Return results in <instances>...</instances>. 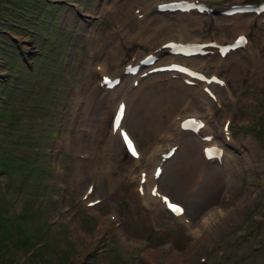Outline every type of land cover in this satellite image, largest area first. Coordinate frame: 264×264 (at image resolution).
Segmentation results:
<instances>
[{
	"label": "rangeland",
	"instance_id": "rangeland-1",
	"mask_svg": "<svg viewBox=\"0 0 264 264\" xmlns=\"http://www.w3.org/2000/svg\"><path fill=\"white\" fill-rule=\"evenodd\" d=\"M167 1L0 0V222L24 228H0V264H264V12H216L262 0H195L212 8L204 13L156 11L157 3ZM124 5L134 9L123 24L113 15L125 14L126 8L119 10ZM190 18L194 23L188 24ZM164 24L172 25L160 28ZM180 25L185 33H179ZM141 28L144 34L150 29V37L137 39ZM238 33L246 34L250 45L223 58L215 51L175 57L224 81L213 89L219 99L207 95L210 105L200 99L195 111H186L189 97H181L165 123L162 119L163 128L173 132V118L201 117L214 135L211 144L224 150L221 161L206 160L203 141L189 134L195 154L183 138L177 144L181 153L162 164L166 172L157 185L185 207L187 225L165 209L157 211L155 203L148 205L137 191L139 171L148 173L151 156L159 157L176 142L164 134L149 135L139 119L149 117L134 104L141 96L126 120L143 153L141 162L125 153L118 138L109 142L116 104L124 100L129 106L137 85L127 74L125 96L110 100L111 90L99 86L102 74L95 65L101 63L114 77L164 40L227 43ZM162 50L154 65L172 57ZM149 68L138 73L143 90L156 96L171 91L177 78L164 72L141 76ZM184 85L197 92V86ZM225 120L230 121L228 139L222 135ZM96 154L99 161L93 159ZM30 161L46 171L39 186L36 175L24 176ZM88 199L99 202L89 206ZM28 203L36 215L21 219ZM221 207L224 216L205 225L206 215ZM228 220L235 223L226 225ZM38 223L36 249L23 248L30 246L22 244L23 235Z\"/></svg>",
	"mask_w": 264,
	"mask_h": 264
},
{
	"label": "bare ground",
	"instance_id": "bare-ground-1",
	"mask_svg": "<svg viewBox=\"0 0 264 264\" xmlns=\"http://www.w3.org/2000/svg\"><path fill=\"white\" fill-rule=\"evenodd\" d=\"M123 7L124 8H126V10H127V12L123 15H121L120 16V14L119 15H113L114 16V21H120V22H122L123 23V21H125L126 20V18H125V16H128L129 17V12H131V13H133V9L132 10H130V8L129 7H127V6H120V12H121V10L123 9ZM118 10V11H119ZM130 10V11H129ZM112 11V10H111ZM190 12V11H189ZM129 14V15H128ZM189 14H191V12L189 13ZM161 17V16H160ZM132 18V17H131ZM134 19V18H133ZM153 19V18H152ZM152 19H150V21L152 20ZM119 22V23H120ZM134 22H136V26H140V21L139 20H134ZM194 23V20L192 19V18H190L189 19V21H188V24H190V23ZM151 23V22H150ZM118 24V23H117ZM124 24V23H123ZM130 24V23H129ZM148 24V23H147ZM172 24H164V25H160V28H166V27H169V26H171ZM178 25V24H177ZM132 26V25H131ZM126 27V26H125ZM130 27V26H129ZM133 27V26H132ZM148 27V26H147ZM187 27V26H186ZM170 28V27H169ZM145 29V28H144ZM143 28H141V29H139V30H137L136 29V31H140L138 34H136L135 33V37L138 39V38H142V39H146V37L145 36H142L143 34H144V30ZM168 29V28H167ZM148 30V31H147ZM146 30V32H145V34L147 33V37H150V29H147ZM179 33H182V32H184L185 30L183 29V25H180L179 26ZM128 31H129V29H128ZM186 32V31H185ZM184 32V33H185ZM188 32V31H187ZM189 33V32H188ZM124 34V33H123ZM144 34V35H145ZM145 37V38H144ZM168 40H170V39H168ZM168 40H164L163 42H161V43H164V42H166V41H168ZM147 41V40H146ZM148 43V42H147ZM160 43V44H161ZM246 46H249L250 45V42L248 41L246 44H245ZM264 48V47H263ZM156 55L158 56V58L160 59V55L163 53V50H162V48H156ZM229 55L231 54V52H229L228 53ZM228 54H227V56H228ZM111 55H113V51L111 52ZM175 57H177V56H172V57H169V59H170V61L169 62H165V63H159L158 65H154V66H152V67H156V66H160V65H165V64H170L171 62H175L174 60H172V58H175ZM114 58V57H113ZM261 58V57H260ZM176 63V62H175ZM260 63V62H259ZM97 65V64H96ZM95 65V66H96ZM260 65V64H259ZM97 70H99L100 71V73H102L103 75H106L105 74V68H104V66L100 63L99 64V67H98V69ZM123 74H125V73H123ZM126 75V74H125ZM124 75V76H125ZM168 75H174V76H176V78H177V80H174V81H171L172 83L169 85L170 87H171V91L168 89V90H164L162 93H161V95L160 96H156V94H155V92H153V90H151V89H147V90H143V86H142V83L140 84V83H138L137 84V87L135 88L136 90H137V94L134 96L135 98H134V100H129V106H128V104L126 105V108H125V111H124V115H123V118H122V120H121V126H123V127H126V120H127V115H128V111H130L129 109H130V107L133 105L132 104V102H134V101H136V100H138L139 99V96H141V99H140V101H138V102H135L134 104H135V106H140V111L141 112H145L144 113V115H148V116H146V117H149L148 118V120L146 121V119L144 120V119H142V116L139 118L140 120H141V122H143V123H145V126L147 127V129H148V132H149V135H156V134H158V133H160L161 135H163L164 134V137H165V139L166 140H170V141H175L176 142V144H178V142H180V140L181 139H183V144H185L186 145V147L187 146H189L190 147V149H194V147H195V145H194V141L192 140V139H188V138H186V136H188L189 134H190V136H194V134L195 133H188V131H185V130H183L182 128H181V126H180V122L183 120V118H184V115H180L181 117H183V118H181V120L179 121V120H177V119H175V118H173V116L171 117V118H173V120H171V123H172V128L174 129V130H172L173 132H169L170 131V128H167V129H165V128H163L164 127V124H163V122H164V118L166 117V115L168 116L169 115V112H170V110H171V107H173V104H178L179 103V101L180 100H182V98L183 97H186V96H188L189 97V104H188V107H186V111H188V110H190V111H195V109H196V103H198L199 102V100L200 99H202V100H204L205 102H203V103H207V104H209L210 105V101L208 100V98H207V95H206V93L204 92V90H203V87H204V83L203 82H200L199 80H196V79H191L192 81H193V84L195 85V86H197V92H195V91H193V88L192 87H185L184 88V84L183 83H178L179 82V80L180 81H185V80H187L188 78L185 76V75H183V74H181V73H178V72H175V71H172V72H169L168 73ZM124 76L123 75H121V80H120V82L116 85V86H114L113 88H112V90H111V92L110 91H107L108 93H109V96H110V100L112 99L113 101L115 100V98L116 97H118L119 95H121L122 97H124L125 96V94L124 93H122V91H123V87H124V84H123V82H124ZM132 77V75H129V77ZM133 79H138V77H137V75L136 76H133ZM178 81V82H177ZM180 84V85H179ZM184 85V86H183ZM99 86H100V84H99ZM178 86H180L181 88H183V89H186L187 90V93L185 92V93H181L180 92V89H179V87ZM102 89L103 90H105V88H104V85H102ZM210 87H213V85H211L210 84ZM217 88V87H216ZM192 92H194V93H192ZM160 93V92H159ZM108 95V94H107ZM182 97V98H181ZM216 98L217 99H219V97L218 96H216ZM185 100H183V102H184ZM206 105V104H205ZM115 106V105H114ZM198 108V107H197ZM208 108H210V107H207V109ZM166 112V113H165ZM212 112V111H211ZM132 113V112H131ZM155 113V114H154ZM137 114H139V113H137ZM154 115H155V117H154ZM162 119H163V122H162ZM103 120V119H102ZM135 120H138V119H135ZM165 123V122H164ZM135 126V125H134ZM138 126V125H137ZM142 126V125H141ZM102 127V126H101ZM127 128V127H126ZM143 128V127H142ZM132 130V129H131ZM143 130V129H142ZM145 130V129H144ZM210 130V129H209ZM127 131H128V133H129V135L130 136H132V138H133V135L131 134V132L127 129ZM209 133L207 132V126H205V127H203L201 130H199L198 131V133H197V135L198 136H200L201 138L202 137H204V136H206V135H208ZM226 135H228V134H226ZM95 136H97V135H95ZM163 137V136H162ZM116 138H118L119 140H120V138H119V135H118V131H114L113 129H112V126L110 127V136L108 137V141L109 142H112L113 141V139H116ZM134 139V138H133ZM168 144V143H167ZM166 144V145H167ZM203 144L206 146H208V145H210V144H208V142H203ZM202 144V145H203ZM173 145H175V144H171L170 142H169V144H168V148L169 147H171V146H173ZM197 145V144H196ZM102 146V145H101ZM100 146V147H101ZM165 146V145H164ZM105 150H107L106 149V146L104 145V147H103ZM135 149H136V152H137V154H138V157L137 158H134L135 159V162L136 163H139V161H140V159L142 158V151L139 149V147H138V145H137V143L135 144ZM188 149V148H187ZM181 151H182V147L181 148H177V150L174 152V154L168 159V160H171V159H173L176 155H178L179 153H181ZM202 151V150H201ZM157 152H160L159 150L157 151ZM165 152H167V149L166 150H162L161 152H160V155H159V157H156V153L155 154H153L152 156H151V158H150V160H151V162H152V167H151V170L148 172V173H146L145 174V180H144V182L141 184V187H142V190H143V192L142 193H139L140 195H139V197L141 196V198L143 199V200H145L146 201V203L149 205V203L150 202H153V204L155 203V209L158 211V210H160V209H165V204H164V202L162 201V196H164L165 195V190H164V188H161V186L158 184V186H156L155 184H157V182H156V177H154V170H155V167L157 166V165H159L158 163H160V161H161V154H163V153H165ZM192 153V155H194L195 154V152H194V150L193 151H191ZM198 152H196V154H197ZM200 154V153H199ZM188 155V154H187ZM110 156V155H109ZM107 157V156H106ZM106 157H104V158H106ZM144 157V156H143ZM196 158H198V157H196ZM93 159H94V161H99L100 160V158H99V154H96V155H94V157H93ZM108 159V158H107ZM190 159V158H189ZM168 160H166L165 161V163L168 161ZM93 161V162H94ZM224 161V160H223ZM141 162V161H140ZM170 162V161H169ZM168 162V163H169ZM95 163V162H94ZM204 163V162H203ZM209 163V162H208ZM227 163V162H226ZM201 164V163H200ZM191 165H193V164H191ZM205 165H207V164H205ZM201 166V165H200ZM212 167V166H211ZM110 168V167H109ZM212 169V168H211ZM207 170V169H206ZM143 171H145V170H141V172H143ZM200 171H202V172H204V168H202ZM165 172H166V169H163L162 170V172L160 173V175H159V178H158V180H159V183H160V180L161 179H163L164 178V176H165ZM206 172V171H205ZM213 173V172H212ZM186 174V173H185ZM176 175V174H175ZM187 175H188V173H187ZM139 176V179H140V175H138ZM216 176V175H215ZM96 178V177H95ZM178 178V177H177ZM180 179V178H179ZM181 180V179H180ZM162 181V180H161ZM186 181V180H185ZM232 183V182H231ZM187 185V184H186ZM156 187V190H155V193H154V195L152 194V192H151V190H152V188L153 187ZM184 187V186H183ZM186 187V186H185ZM188 188V187H187ZM185 189V188H184ZM91 199H88L87 201H90ZM171 200H173V199H171ZM223 206V205H222ZM166 210V209H165ZM227 210V209H226ZM156 211V212H157ZM225 211V208H222L221 207V209H216L215 210V212H212V213H209V214H207L206 216V221L204 222V224L206 225V223H207V220L208 221H213V219L215 218V217H221V216H224L223 215V212ZM228 211V210H227ZM168 212V211H167ZM228 212H230V211H228ZM228 212H226V213H228ZM171 216H173V217H175V218H177L178 220H181V221H183V222H185V217H186V210L184 209V213L182 214V215H178L177 217L176 216H174V215H172L171 214V212L169 211L168 212ZM228 218V217H227ZM218 221V220H217ZM232 221H234V220H228L227 221V223H226V225H229L228 223H231ZM191 222V221H190ZM215 223V222H214ZM223 225H224V222H221ZM220 223V224H221ZM232 223H235V222H232ZM231 223V224H232ZM187 224V223H186ZM191 224H192V222H191ZM187 225H189V224H187ZM147 256H151L152 254H153V251H148L147 253ZM151 258V257H150Z\"/></svg>",
	"mask_w": 264,
	"mask_h": 264
},
{
	"label": "trees",
	"instance_id": "trees-1",
	"mask_svg": "<svg viewBox=\"0 0 264 264\" xmlns=\"http://www.w3.org/2000/svg\"><path fill=\"white\" fill-rule=\"evenodd\" d=\"M45 173H46V171L40 165H36L35 162H32V161H30L29 165H27L26 168L24 169L25 178L27 176H30V175L33 176V174H34L37 176L38 181L40 180L41 177H43V175ZM34 182L37 184V186L41 185L40 181H39V183L36 181H34ZM32 200H33V198L30 199V202ZM29 204L30 203H28L27 206L25 207L26 212L20 215L21 219H25V218H27V216H35L36 215V211L33 210V208H31V206H29ZM41 226H42V224L38 223L37 227L35 229H32L29 232V235H23L22 244L23 245H30V246H23V248H30L32 250H33V248L36 249L35 246L37 243L33 244V237H34V235L41 233ZM2 227L8 231L10 228H13V230H18V229L22 228L23 226L20 225L19 223H16V222H14L13 225H11V226H7L3 222H0V228H2ZM22 229H24V228H22ZM24 232H25V230H24ZM9 234L10 233L7 232V235H9Z\"/></svg>",
	"mask_w": 264,
	"mask_h": 264
},
{
	"label": "snow or ice",
	"instance_id": "snow-or-ice-1",
	"mask_svg": "<svg viewBox=\"0 0 264 264\" xmlns=\"http://www.w3.org/2000/svg\"><path fill=\"white\" fill-rule=\"evenodd\" d=\"M121 110H123V108ZM125 139L127 141V137H125ZM128 143L130 144V142H128ZM171 207H172L173 211H178V209L176 208V206L172 205Z\"/></svg>",
	"mask_w": 264,
	"mask_h": 264
}]
</instances>
